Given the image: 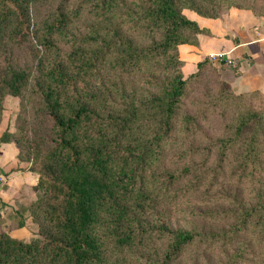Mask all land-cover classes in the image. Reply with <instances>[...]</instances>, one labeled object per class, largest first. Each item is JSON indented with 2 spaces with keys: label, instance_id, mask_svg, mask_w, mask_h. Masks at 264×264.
<instances>
[{
  "label": "trees",
  "instance_id": "obj_1",
  "mask_svg": "<svg viewBox=\"0 0 264 264\" xmlns=\"http://www.w3.org/2000/svg\"><path fill=\"white\" fill-rule=\"evenodd\" d=\"M231 8L264 0H0V121L19 101L0 143L39 192L37 238L0 228V264H264L262 94L201 83L208 58L183 78L176 51L208 34L183 10Z\"/></svg>",
  "mask_w": 264,
  "mask_h": 264
},
{
  "label": "crops",
  "instance_id": "obj_2",
  "mask_svg": "<svg viewBox=\"0 0 264 264\" xmlns=\"http://www.w3.org/2000/svg\"><path fill=\"white\" fill-rule=\"evenodd\" d=\"M183 14L208 34H197L196 45L177 46L182 77L195 72L208 55L218 54L221 59L211 62L221 69L222 79L234 92L264 95V14L256 16L235 8L214 19L191 11ZM6 128L11 131L1 118L0 135ZM16 154L12 143H0V228L10 238L28 242L35 238L36 230L32 232L30 218L24 212L31 201L25 194L33 191L36 175L16 162Z\"/></svg>",
  "mask_w": 264,
  "mask_h": 264
},
{
  "label": "rangeland",
  "instance_id": "obj_3",
  "mask_svg": "<svg viewBox=\"0 0 264 264\" xmlns=\"http://www.w3.org/2000/svg\"><path fill=\"white\" fill-rule=\"evenodd\" d=\"M259 4H262V3H259ZM183 11H188V10H183ZM182 11V13H183ZM84 29H85V23L83 22L82 19H79L78 21H76L74 24H73V31L74 32H80L81 34L84 32ZM62 48L65 49V45L62 46ZM217 76V79L219 80H222V72H221V69L219 67H217L216 69V72L210 70V69H203V72H202V82L204 85L206 86H210L212 85V83L214 82L215 77ZM184 78V77H183ZM226 82V81H224ZM187 91H193L192 94L190 95V97H196L198 95H200V88L199 87H196L194 85H189V87L187 88ZM233 91V90H232ZM234 94H238L236 92L233 91ZM18 99L15 98V97H11V96H5L3 98V101H2V112H1V118H2V121L3 122H6L7 121V124L9 125V129L11 130V132H14L15 130V119L16 117L18 116ZM252 103L254 105H258V106H263L264 105V95H262V97H259V96H256L253 100H252ZM21 165L23 167H25V164L24 163H21ZM26 168V167H25ZM19 169H23L22 167L19 168ZM262 179L264 181V174L262 176ZM34 191H31V190H27V193L25 195H27V198L30 201L29 204H31L35 199L38 198L39 196V192H34ZM24 207V212H25V215H27L29 217V214H28V206ZM184 210H186V205H183V206H180V207H175V208H170V212H169V222L171 224L172 227L174 228H178V229H182V230H187L190 226V224L193 223V220L190 219L189 215L186 214L184 212ZM30 218V217H29ZM31 221V219H30ZM32 232H33V228L36 230V234H35V238H37V226L32 223ZM32 239V240H34ZM24 242V241H23ZM190 250L187 249L184 254L182 255V262L180 264H188L189 260H190Z\"/></svg>",
  "mask_w": 264,
  "mask_h": 264
},
{
  "label": "built area",
  "instance_id": "obj_4",
  "mask_svg": "<svg viewBox=\"0 0 264 264\" xmlns=\"http://www.w3.org/2000/svg\"><path fill=\"white\" fill-rule=\"evenodd\" d=\"M207 58L210 60V61H215L217 59H221V56L218 55V54H215V55H208ZM231 62L229 61L228 64H230ZM232 64V63H231Z\"/></svg>",
  "mask_w": 264,
  "mask_h": 264
}]
</instances>
